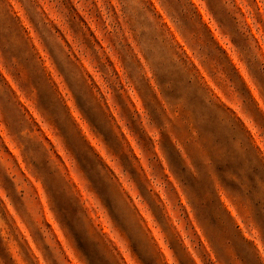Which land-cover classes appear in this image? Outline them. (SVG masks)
Returning <instances> with one entry per match:
<instances>
[{"label":"rangeland","instance_id":"rangeland-1","mask_svg":"<svg viewBox=\"0 0 264 264\" xmlns=\"http://www.w3.org/2000/svg\"><path fill=\"white\" fill-rule=\"evenodd\" d=\"M138 5L162 23L165 8L186 21L205 63L176 34L181 62L194 66L236 132L264 145L257 0H0L2 264H264V229L249 205L238 208L216 182L222 206L213 226L181 183L179 170H195V144L171 126L162 134V86L150 70L130 75L129 64L143 60L122 13ZM45 155L84 219L78 200L54 190L55 204L42 187L33 161Z\"/></svg>","mask_w":264,"mask_h":264},{"label":"clouds","instance_id":"clouds-1","mask_svg":"<svg viewBox=\"0 0 264 264\" xmlns=\"http://www.w3.org/2000/svg\"><path fill=\"white\" fill-rule=\"evenodd\" d=\"M151 2L155 5L159 0ZM240 2L241 0H237V3ZM257 3H260V12L264 13V3L261 0H257ZM161 7L164 5L161 4ZM163 14L167 19L162 23L160 17L143 5H138V11L134 14L122 13L128 32L135 40L134 54H138L143 60V66L139 68L135 64H129L130 75L137 71L143 74V67L150 70L152 80L158 81L162 86L159 95L163 98L164 107L161 111L164 115L161 117L157 113L158 127L162 134L171 126L185 133L181 137V143L195 144V150L190 153L195 170L183 167L179 172L183 177L181 183L201 201V211L207 216H213L222 206L215 188L216 182H219L234 193V205L238 208L242 203L250 206L252 214L264 229V145L254 146L250 141H245L216 100L203 91V84L199 82L194 66L189 70L174 48L175 35L178 34L193 48L201 63H205L197 45L198 37L188 28L186 21L178 19L167 8ZM169 24L174 32L168 30ZM218 27H221L219 22ZM236 91L243 105L239 89ZM178 153L181 157L179 150ZM229 162L233 168L218 171V165ZM33 164L43 177L42 187H45L51 200L55 203L54 190L75 198L82 206L84 219V207L80 198L60 169L53 167L46 155L33 161ZM190 177L196 181L195 188L189 183ZM92 191L103 201L93 187ZM193 206L195 207V203ZM225 213L230 215L227 209ZM219 219L213 216L212 225L219 226ZM245 222L247 223V218ZM220 227L222 231V226Z\"/></svg>","mask_w":264,"mask_h":264}]
</instances>
